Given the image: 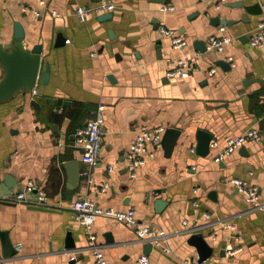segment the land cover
<instances>
[{"label": "crops", "instance_id": "1", "mask_svg": "<svg viewBox=\"0 0 264 264\" xmlns=\"http://www.w3.org/2000/svg\"><path fill=\"white\" fill-rule=\"evenodd\" d=\"M101 1L0 0V47L13 53L6 46L18 41L16 21L25 30V50L33 56V48L41 46L37 93L23 85L0 97V232H7L15 247L14 255L5 256L0 234V264H96L76 218L74 202L81 198L119 211L133 206L142 223L168 231L171 251L152 246L149 264H264V206L248 202L231 181L240 177L258 186L264 203V47L249 42L264 2L113 0L111 17L99 12L79 19L78 6ZM163 4L175 10L165 13ZM161 24L187 37L188 44L174 48ZM222 25L233 41L223 52L209 49V38ZM199 42L206 44L205 51ZM197 52L200 64L189 76H167L170 58ZM228 56L236 64L221 66V60L230 62ZM213 67L216 72L210 74ZM7 75L0 57V84ZM101 103L106 119L91 182L82 173L88 164L75 134ZM157 126L181 130L173 152L166 156L162 144H151L154 155L132 178L126 162L130 144L141 129ZM251 127L261 131V141L250 140L214 160L227 138ZM200 129L218 143L207 156L196 151ZM6 175L16 179L10 194L1 187ZM29 180L34 182L30 201L13 199ZM39 190L47 195L46 203L34 201ZM158 199L166 205L157 207ZM94 230L109 264H138L145 254L147 243L120 218L99 215ZM193 236L213 247L202 262ZM229 243L242 249L229 255Z\"/></svg>", "mask_w": 264, "mask_h": 264}, {"label": "built area", "instance_id": "2", "mask_svg": "<svg viewBox=\"0 0 264 264\" xmlns=\"http://www.w3.org/2000/svg\"><path fill=\"white\" fill-rule=\"evenodd\" d=\"M41 5H47V0H36ZM264 2V0H260ZM26 10L27 6H23ZM115 8L113 0H102L97 6L80 5L76 8V14L80 20L84 21L92 13L110 12ZM163 12L175 10V6L172 4H163L160 7ZM53 14L57 11L53 10ZM36 15H40L39 10H35ZM160 29L163 33L170 35L172 38V45L176 49H182L188 44V39L184 35L180 34L176 29L170 28L165 24L160 25ZM233 41V36L226 32L224 25L220 26V33L212 35L208 40V48L214 49L220 52L225 51L228 44ZM249 42L252 46L262 48L264 47V12L259 22L258 29L253 32L249 37ZM228 60L231 65H235L234 58L228 56ZM169 68L167 70L168 77H187L196 69L200 64V53L195 54H181L179 56L172 57L168 60ZM216 69L213 67L209 70L210 74H214ZM37 93V89H33V94ZM106 104L101 103L98 105L95 116L90 119L86 126L80 127L76 131V141L79 146L83 148V160L88 164V167L83 170L85 175L92 182V167L98 162L102 147V136L104 133L103 124L106 119ZM165 132L164 126H157L154 128L141 129L133 138L130 147L126 154L127 169L130 176L136 177L138 170L147 162V159L154 155V151L150 149V145H160L163 134ZM263 135L261 131L256 127H251L237 136H231L227 138L225 147L219 149L214 156V160L221 161L225 157L230 156L234 151L244 145L246 142L261 141ZM216 141L211 142V146H217ZM195 151V148H192ZM243 194L244 198L251 204L261 207L264 203L260 199V193L258 186L250 184L248 180L240 177L232 178L231 180ZM108 184L105 183L101 189L106 190ZM34 189V182L29 180L23 190L17 192L12 198L17 201H30V193ZM37 201L40 203L47 202V195L43 190H39L37 193ZM74 209L76 211V218L82 223L85 235L87 236V242L89 249L93 252L96 264H109L107 257L103 251L102 246L98 242L97 233L94 230V222L97 216L106 215L124 220L128 225L135 228L139 240L144 243H149L152 246L160 247L164 252H170L171 247L169 245V232L163 228L155 227L146 223H142L138 217L136 209L133 206L127 208V210L119 211L114 208H105L99 205L96 201L89 198H81L74 202ZM209 216L208 213H206ZM185 224L187 221L184 222ZM225 227L233 230H237V226L233 223H223ZM239 239L240 235H236ZM216 239V236H213ZM20 248V245L17 246ZM242 248L235 247L232 243L227 246V253L234 255ZM138 264H149V256L142 254L138 258Z\"/></svg>", "mask_w": 264, "mask_h": 264}, {"label": "water", "instance_id": "3", "mask_svg": "<svg viewBox=\"0 0 264 264\" xmlns=\"http://www.w3.org/2000/svg\"><path fill=\"white\" fill-rule=\"evenodd\" d=\"M113 14L112 12H108L103 14L102 18H108L111 17ZM222 24H228L227 20H221ZM25 37V30L22 26V24L19 21L15 22V32H14V38L18 41L16 42V45L11 43L8 44L6 47L13 49V53H9L6 50H4L2 47H0V57L3 58L5 61L7 67H8V75L5 78V80L0 84V97H5L10 95L17 87L19 86H26L28 90H32L35 87L37 78L40 73L41 68V46L37 45L33 48V56L29 54L24 48V44L21 39H24ZM204 42H199L197 44V47L201 51L206 50V44H203ZM15 56V59L13 56ZM221 66H225V64L231 65L230 62H225L221 60L220 62ZM49 65L46 66V72L44 73V81H47L49 77ZM32 104L36 106L37 102L36 100H32ZM181 133V130L170 127L167 128L163 134V138L161 141L162 147L165 151L166 156H171L173 149L175 147V144L177 142V139L179 138V135ZM213 139V134L207 130L200 129L197 132V146L196 151L198 154L202 156H207L210 153L211 149V142ZM80 178V171L77 170L73 173V180L76 182ZM16 179L12 177L11 175L5 176V181L1 184V187L3 189V192L5 194H10L15 186ZM215 195V193H212ZM35 202L37 201V198H34ZM157 207H163L166 205L164 200L158 199L156 201ZM37 206V205H36ZM159 209V208H157ZM3 240V254L5 256H11L15 253V247L13 243L8 238L7 232H0ZM193 243L198 248L199 253V261L202 262L206 260L213 251V247L208 243V241L203 238L202 236H193ZM152 249V245L147 243L145 245L144 252L145 254H148L150 250Z\"/></svg>", "mask_w": 264, "mask_h": 264}]
</instances>
